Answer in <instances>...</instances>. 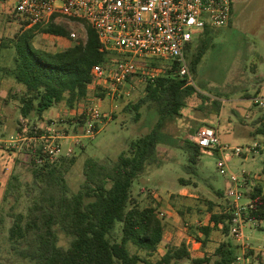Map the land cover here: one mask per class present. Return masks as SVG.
I'll return each mask as SVG.
<instances>
[{
  "label": "rangeland",
  "instance_id": "obj_1",
  "mask_svg": "<svg viewBox=\"0 0 264 264\" xmlns=\"http://www.w3.org/2000/svg\"><path fill=\"white\" fill-rule=\"evenodd\" d=\"M1 1L0 69L12 67L15 37L30 27L23 25L22 18L13 14L7 0ZM60 22L67 24L70 32L75 33L76 40L85 41L82 22L65 19ZM205 38L209 42L208 50L196 73L192 75L191 84L196 88V95L182 108L178 118L164 126L155 161L147 165L134 181L131 192L137 206L157 208L166 226L167 240H171L169 244L180 243L186 231L185 223L194 225L200 220H207L210 213L228 209L226 191L231 182L228 175H221L217 170L219 156L204 152L193 170L188 167V153L183 148L185 140L193 141L201 126H220V131L216 132L224 145L245 149L255 142L259 143L257 154L246 152L242 156H235L226 152L224 158L229 170L239 178L243 172L256 174L255 178L249 177L243 185L245 199L252 183L264 185V174L261 173L264 165V138L261 139L260 135L255 139L246 136L254 131L246 115L252 110H259L248 100L236 101L243 88L252 89L249 82L255 73L264 77V0H233L231 22L224 28L210 30ZM73 43L43 33H36L32 39L33 48L49 52L61 51ZM197 43L196 37L190 44L192 51ZM190 55L187 57L188 62ZM158 64L169 66L170 63L159 61ZM140 82L139 77H131V82H125L115 97L105 95L103 99H95L96 107L107 114L108 118L102 121L98 133L91 139L82 136L83 127H79L75 119L83 102L73 109L67 108L64 103L54 106L42 119H23L19 113V101L10 94L16 92L19 85L11 76L0 72V264H29L11 251L8 242L11 214H25L36 194L32 185L28 139L48 129L59 132L62 137L58 138V143L63 153L69 151L70 156L76 159L66 178L71 190L77 191L83 181L82 166L85 158L114 161L132 139L149 131V124H153L155 119L146 111L145 105L138 109V121L134 119L137 112L126 109L128 103L135 104L144 96V84ZM221 102L222 118L218 119L216 105ZM50 121L54 122L53 126H50ZM230 122L238 123L230 127ZM66 134L69 136L65 138ZM76 136L80 137L79 141L72 139ZM12 176L18 178V187L8 191ZM217 191H222L224 195L220 196ZM260 227L264 228V224ZM58 236V245L67 248L69 238L59 230ZM241 237L246 245L253 247L244 252L250 264L264 262V230L246 224ZM227 240L238 244L230 233L216 230L203 251H191L195 260L208 258V262L195 263L185 259L177 264H214L215 248ZM128 249L132 253L137 251L132 245H128Z\"/></svg>",
  "mask_w": 264,
  "mask_h": 264
},
{
  "label": "trees",
  "instance_id": "obj_2",
  "mask_svg": "<svg viewBox=\"0 0 264 264\" xmlns=\"http://www.w3.org/2000/svg\"><path fill=\"white\" fill-rule=\"evenodd\" d=\"M10 7L13 14L18 15ZM81 22L85 27V41L72 40L65 22L36 24L16 35L13 65L1 68L0 72L11 76L20 86L10 94L19 101V113L23 119H42L47 110L62 103L73 109L81 102L84 105L89 100L105 97L100 87H92L94 80L90 72L94 65L113 62V53L100 51L96 32ZM22 24L28 26L23 18ZM209 31L197 38L194 51L191 45L186 49V59L191 54L189 62L187 60L191 75L196 73L208 50L209 42L205 37ZM36 33L74 43L57 52L33 48L32 39ZM144 61L157 75L153 80H142L137 76L144 84V96L135 104L128 103L126 109L135 110L134 119L138 121V109L145 105L146 111L155 119L153 124H149L148 132L132 139L114 161L85 158L83 181L77 191L71 190L66 178L75 157L62 155L49 161L39 149L29 151L36 194L25 214H11L12 224L8 230L10 249L22 260L29 264H177L190 260L185 240L153 259L164 239L166 226L156 207L137 206L131 192L134 181L147 165L155 161L162 129L181 115L182 108L197 91L188 78L176 74L175 63L169 62V66L158 64L164 60L157 58ZM127 82H131V77ZM219 109L220 104H217L216 110ZM75 119L79 127L84 126L83 115H76ZM261 120L260 133L264 134V114ZM185 143L183 148L188 153V167L193 170L204 151L194 141L185 140ZM41 158L42 163L38 164ZM17 187L18 178L12 176L8 191ZM217 193L224 195L222 191ZM246 195L253 202L252 209L246 213L247 218L264 221V185H251ZM227 208L226 211L210 213L203 224L200 223L202 220L194 225L185 223L186 235L199 241L204 249L214 231L229 234L232 215L229 206ZM258 229L264 230L262 227ZM58 230L69 238L67 248L58 245ZM128 245L137 251L132 253ZM239 248V244L229 240L221 242L214 250V264H236ZM192 261L202 263L209 259Z\"/></svg>",
  "mask_w": 264,
  "mask_h": 264
},
{
  "label": "built area",
  "instance_id": "obj_3",
  "mask_svg": "<svg viewBox=\"0 0 264 264\" xmlns=\"http://www.w3.org/2000/svg\"><path fill=\"white\" fill-rule=\"evenodd\" d=\"M7 1L16 13L28 22V26L45 25L51 21L59 23L62 19L87 23L97 34L100 51L113 53V62L94 65L90 72L94 80L92 87H100L110 98L119 94V88L130 77L139 76L142 80H153L157 72L143 63L145 59L150 58L175 63L176 74L192 82L186 59L187 47L204 31L226 27L231 18L232 4V0ZM70 37L72 40L77 39L75 33H71ZM89 101L76 115L81 114L84 117L82 136L93 139L99 131L98 126L108 116L96 107L95 100ZM251 102L264 114V89L258 91L251 98ZM50 124L53 126L54 122L50 121ZM59 135L54 129H48L37 137L29 138V148L39 149L49 161H54L62 155L70 156L69 151L68 154L63 153L61 144L58 143V138L62 137ZM72 139L79 141L80 137ZM193 141L204 152L217 154L218 172L229 177L231 185L226 191L232 215L229 232L240 241L242 229L246 224L260 227L264 221L247 218L246 213L252 209L253 202L247 197L244 198L245 172L241 178L232 173L224 154H257L260 144L255 142L245 149L224 145L216 131L207 125L198 128ZM40 163L42 158L38 160V164ZM240 260L238 255L236 262Z\"/></svg>",
  "mask_w": 264,
  "mask_h": 264
},
{
  "label": "crops",
  "instance_id": "obj_4",
  "mask_svg": "<svg viewBox=\"0 0 264 264\" xmlns=\"http://www.w3.org/2000/svg\"><path fill=\"white\" fill-rule=\"evenodd\" d=\"M2 3L3 2L0 0V7H3ZM249 83H250L249 84V87L251 86L252 89L249 90L248 88H243L242 89V93L238 96V98L236 99V101L248 100L251 103V98L254 96L253 94H256L258 91H261L262 89H264V77H259V75H257L256 73L254 74V78L253 77L250 78V82ZM19 87L20 86H17V88H19ZM222 109H223V102L220 103V109L217 112V118L218 119H221L222 118ZM51 110L52 109L47 110L43 114L42 117L45 118L47 116L46 114L50 113ZM261 116H262V114L260 112H256L255 110H252L251 113H249V114L246 115L247 119L250 120V123H248V124H251V126L254 128V131L253 132H249L248 134H246L247 137L252 138V139H255L256 136L260 135L261 136V139L264 138V134H261L260 133V130H261L260 129L261 128V122H262ZM242 122L245 123V124H247L246 121H243L242 120ZM237 123L235 124V123L230 122L229 123V126L230 127H233V126L237 125ZM209 126L213 127L214 130L217 131V132L220 131L219 130L220 129L219 128L220 126L219 127L218 126L215 127L213 125H209ZM262 172H264V165H262L261 173ZM252 176L255 178L256 174H250V172L249 173H246L245 172V179L246 180L249 179V177H250V179H252ZM251 185H254V183H252ZM250 188H251V186H250ZM204 222H206V220L205 221H203V220L200 221L201 224H203ZM185 232L182 235V240L180 241V243H178V244H175V243L169 244V241H171V240L170 239L167 240V233H166V230H165L164 239L160 243V245L158 247V250H157L156 254L154 255L153 259H157V258L163 256L165 254L166 250L170 246H176L177 247V246H179L181 244V242L183 240H185V243H186L187 248H188V250L190 252V255H191L190 256L191 257L190 260H195V258L193 257V254H192L191 251L192 250H194V251H196V250L197 251H201L202 250L203 251V248L201 247V243L199 241H196L191 236L186 235ZM238 244L240 246L238 255L241 257V260L238 261V262H236V264H250V262H249L250 260H249V258L247 256H245L244 252H245V250L247 248L253 249V247H249L248 244L246 245L245 242L243 241V239H241L240 241H238ZM254 249H256V248H254ZM256 250H259V249H256ZM260 264H264V262H261Z\"/></svg>",
  "mask_w": 264,
  "mask_h": 264
}]
</instances>
